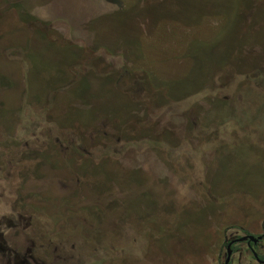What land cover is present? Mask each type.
I'll use <instances>...</instances> for the list:
<instances>
[{
	"label": "rangeland",
	"instance_id": "374dc122",
	"mask_svg": "<svg viewBox=\"0 0 264 264\" xmlns=\"http://www.w3.org/2000/svg\"><path fill=\"white\" fill-rule=\"evenodd\" d=\"M263 215L264 0H0V264H212Z\"/></svg>",
	"mask_w": 264,
	"mask_h": 264
},
{
	"label": "flooded vegetation",
	"instance_id": "af4514ba",
	"mask_svg": "<svg viewBox=\"0 0 264 264\" xmlns=\"http://www.w3.org/2000/svg\"><path fill=\"white\" fill-rule=\"evenodd\" d=\"M258 219L252 225L246 220H237L245 226H231L229 229H234L231 236L223 232V240L214 252L212 264H264V219ZM257 229L259 232H255Z\"/></svg>",
	"mask_w": 264,
	"mask_h": 264
}]
</instances>
